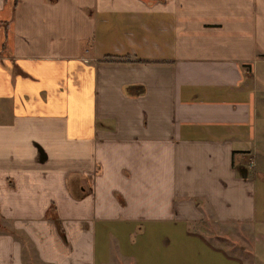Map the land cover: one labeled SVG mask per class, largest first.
I'll return each instance as SVG.
<instances>
[{"label": "crops", "instance_id": "0c3cea01", "mask_svg": "<svg viewBox=\"0 0 264 264\" xmlns=\"http://www.w3.org/2000/svg\"><path fill=\"white\" fill-rule=\"evenodd\" d=\"M261 53L264 0H0V264H160L205 207L263 220ZM201 241L186 264H242Z\"/></svg>", "mask_w": 264, "mask_h": 264}, {"label": "rangeland", "instance_id": "374dc122", "mask_svg": "<svg viewBox=\"0 0 264 264\" xmlns=\"http://www.w3.org/2000/svg\"><path fill=\"white\" fill-rule=\"evenodd\" d=\"M261 77L257 84L259 90V145L252 155L246 157L247 161H254L252 169L256 170V174L259 177H262V174L264 175V75L261 74ZM261 183L262 180H260L259 186L262 187L264 192ZM259 201V204H261V193L259 194ZM205 211V218L199 220L197 226H195L203 235L198 234L197 231L191 232V234L197 233L198 237L191 236L185 240L183 239L185 235H180L178 232L173 235L162 232L158 236H151L152 244L149 248V253L152 255L157 254L162 258L160 264H171V262L172 264H186L187 261L191 263L192 260L200 263L206 256V252L204 253L201 249V245H203L202 239L211 246L224 250L227 254L238 258L242 264H264V219L222 221L217 220L208 208ZM17 236L23 239L24 242H28V238L23 232L20 231ZM168 237L172 238V244L170 242L166 243ZM177 239H181L184 244L180 246L176 241ZM26 250H28L25 254L27 264H48L39 260L35 251H32L28 246ZM113 264H119V262L115 260Z\"/></svg>", "mask_w": 264, "mask_h": 264}, {"label": "trees", "instance_id": "16d2710c", "mask_svg": "<svg viewBox=\"0 0 264 264\" xmlns=\"http://www.w3.org/2000/svg\"><path fill=\"white\" fill-rule=\"evenodd\" d=\"M261 55H264V53H261ZM195 200H196V202H197L198 204H203V199H202V198H200V197H195ZM203 207H204V205H203ZM205 209H206V207H205Z\"/></svg>", "mask_w": 264, "mask_h": 264}, {"label": "built area", "instance_id": "2783aa9c", "mask_svg": "<svg viewBox=\"0 0 264 264\" xmlns=\"http://www.w3.org/2000/svg\"><path fill=\"white\" fill-rule=\"evenodd\" d=\"M252 162H250V160L249 161H247L248 162V164L250 165V166H253L254 165V161L253 160H251Z\"/></svg>", "mask_w": 264, "mask_h": 264}]
</instances>
